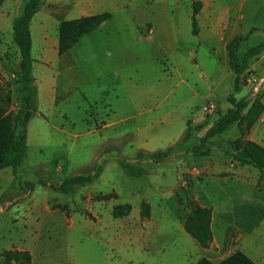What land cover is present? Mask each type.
I'll return each instance as SVG.
<instances>
[{"label": "rangeland", "instance_id": "374dc122", "mask_svg": "<svg viewBox=\"0 0 264 264\" xmlns=\"http://www.w3.org/2000/svg\"><path fill=\"white\" fill-rule=\"evenodd\" d=\"M215 1L229 6V22H237V34L244 36L235 51L238 60L245 48L264 43V0ZM25 2L0 1V6L5 7V24L0 28V105L5 113L14 112L19 106L20 54L12 39L11 24ZM192 3L199 12L201 0H41L40 8L52 11L60 24L102 12H109L112 22H126V11L132 22L155 24L156 38L164 48L171 42L186 52L196 40L190 25ZM76 4L90 8L91 14L72 12ZM71 15L78 16L67 18ZM167 22L175 25L168 28L169 32L176 31L172 41L170 35L168 40L164 35ZM209 52L205 46L197 51V59L207 73L203 82L194 86L198 94L192 97L191 91L185 89L168 101L174 116L172 123L162 138L151 142L153 151L168 150V155L156 158L138 154L142 149L134 140L136 124L110 122L112 108L107 100L117 109L126 104L124 83L119 82L117 99L110 93L106 100L102 97L108 76H89L80 64L65 75L75 87L71 99L55 112L35 113L27 128L21 164L14 171L11 167L0 169V264H193L197 253L202 255L199 259L209 260L206 256L215 254L230 234L225 241L238 246L228 255L239 250L248 256L250 249L264 261V175L233 158L245 156L235 147L236 142L252 140L264 145V81L260 90L252 93L251 87L240 79L243 74L257 72L255 56L238 71V88L234 91L235 72L230 67L233 73L229 72ZM66 64L64 60L61 68ZM143 66L135 67L137 74H141ZM127 72L131 77L123 72V80L136 78L138 84H143L150 78L145 73L135 75L132 69ZM230 93L250 102L257 98L262 110L249 122L248 105L239 120L201 142L205 130L230 107ZM189 101L194 106L189 107ZM205 103H212L214 111L205 112ZM187 124L191 134L181 139ZM199 124L203 127L196 129ZM119 161L142 167L144 173L130 175ZM231 162L240 165V172L252 179L250 186H235L228 180L236 174L229 167ZM214 165L219 169L215 167L209 176L203 173V168ZM99 166L104 171L99 179L78 186L71 193L56 188L67 176ZM202 175L207 178L204 180ZM126 206V215H113L114 208ZM192 207L210 209V240L205 244H200L185 227ZM178 222L189 235L179 231ZM251 225L258 229L245 239V249L243 236L253 229L248 228ZM193 240L204 248L203 254L195 249Z\"/></svg>", "mask_w": 264, "mask_h": 264}, {"label": "crops", "instance_id": "0c3cea01", "mask_svg": "<svg viewBox=\"0 0 264 264\" xmlns=\"http://www.w3.org/2000/svg\"><path fill=\"white\" fill-rule=\"evenodd\" d=\"M201 2L202 5L197 13L198 31L196 34L191 32L196 40L194 45H189L191 47L186 52L173 46L170 44L171 42L167 44V49L164 48L163 44L156 38L155 24L152 22H132L125 11L123 13L126 22H112V18L110 17L101 22L96 29L82 36L67 52L59 55L57 43L58 26L61 20L56 18L53 12L46 7H41L33 15L29 26L31 55L33 58L32 74L37 88V111L35 115L46 110L55 112L56 108L63 106L66 101L71 99L75 87L71 81L65 79V75L68 72H72L80 64L89 76H95L97 78L100 76L109 77V82H107V87H105L106 97H102L106 100L110 93L117 99L118 94L116 93L119 82L124 83L123 85L127 91L125 95L127 105L123 103V106L117 109L107 100L108 105L112 108L109 115L110 122L129 121L136 124L134 134L135 144L140 146L142 149L140 151H153L155 147L151 145V142L162 138L166 127L172 123L174 117L172 110L169 109L168 101L185 89L191 91L192 97L197 95L198 89L194 86L199 82H203L202 79L207 77V73L204 72L197 59V51L199 48L201 46L207 47L210 51L209 53L218 62H222L223 66L229 72H232L227 64L228 55L226 44L237 35L238 23L229 22L228 5H221L215 0H201ZM88 10L86 8L84 9L81 4H76L72 12L74 11L77 14L83 15L91 14V9L89 8ZM93 13L96 12L92 11ZM76 16L78 15H71L67 18ZM4 24L5 7L0 6V28ZM173 25V22H167V32L165 31L164 33L167 40L170 39V36L171 41L174 40L176 31L174 29L171 32L168 31V28H173ZM253 27L257 30L256 26ZM261 27L264 28V25ZM153 40H156V43H153ZM262 44V50L256 56L255 60L258 64V70L255 73L264 77V43ZM143 50H145V54H143ZM64 60H67L66 67L61 68L60 64ZM146 61L154 63L146 64ZM139 64L144 65L141 74H137L138 70L135 68ZM129 69H132L135 75H143L145 73V75L150 77L148 78L146 76L148 80L152 79V83L146 85L148 82L146 79L145 82H142L143 84H138L136 78L123 80V72L131 77L130 72H127ZM0 73L3 74L2 71ZM80 98L86 99L84 95H80ZM187 105L192 107L194 106V102L187 103ZM156 124H162L163 126L160 128L155 126ZM237 162L241 164L239 161ZM229 165L231 169H235L236 174H233L228 180L233 182L235 186L238 184L250 186L252 179H249L246 174L240 172L241 166L232 162ZM241 165L256 168L251 164ZM215 167L217 166L214 165L211 168L206 166L202 171L209 176L211 172H214L213 169ZM217 168L219 169V167ZM102 176H104V171L100 172L97 179ZM202 176L204 180L207 178V176ZM27 190V194H30V189ZM243 197L245 198V196ZM232 216H234V213ZM252 227L253 229L250 232L247 231L243 236L245 249H247L245 239L248 236H252L254 230L258 229V226L256 227L254 225L248 228ZM178 229L180 232L187 233L182 223L178 222ZM225 239L215 254L211 253L206 256L211 262H215L217 259H221L222 256L228 255L229 251H232L238 246V244L236 246L230 245L231 242H228V240L225 241ZM192 243L195 249L200 250L203 254L204 248L197 245L194 240ZM246 253L258 264H264L262 258L259 255H254L250 249H247ZM197 254L198 258L193 264L202 256H199V253ZM111 264H115V262Z\"/></svg>", "mask_w": 264, "mask_h": 264}, {"label": "trees", "instance_id": "16d2710c", "mask_svg": "<svg viewBox=\"0 0 264 264\" xmlns=\"http://www.w3.org/2000/svg\"><path fill=\"white\" fill-rule=\"evenodd\" d=\"M191 9V32L196 34L198 31L196 15L197 7L192 3ZM41 0H26L19 14L13 17L11 30L12 39L16 44L20 58L18 62V95L19 106L14 112L5 113L4 107L0 105V169L11 167L13 171L19 166L23 160L26 150L27 126L30 119L37 111L36 94L37 88L34 76L32 74L33 58L31 55V35L30 21L33 15L39 10ZM109 12L98 13L89 17H80L71 20L62 21L58 29V54L61 55L68 51L79 39L85 34L96 29L101 22L110 18ZM244 36L235 35L227 44V55L229 67L235 72L233 90H237V74L238 71L245 68L251 58L257 56L263 47L262 42L251 45L244 49L238 60L235 51L241 44ZM227 99L230 107L219 115V117L211 123L200 138L204 142L208 138L221 133L229 125L241 118L242 111L249 105L247 110L249 114V122H252L258 113L262 110V103L257 98L251 102L244 98H235L231 93ZM203 127V124L196 126V129ZM191 129L189 124L183 132L181 139L189 137ZM237 149L243 151L245 156L233 155V158L241 164H251L264 174V146L259 143L246 140L244 142H236ZM169 149V148H168ZM168 150H155L151 152L139 151L138 154L145 153L151 158L158 155H168ZM204 154H206L204 152ZM120 167L130 175H141L144 173L142 167L134 164L119 161ZM101 167H95L92 171L85 173L72 174L62 179L56 188L67 193L73 192L78 186H83L93 182L99 176ZM129 207L124 209L114 208L113 215L119 217L126 215ZM210 209L206 207H192L191 213L186 219L185 227L190 234L200 242L205 244L210 240V231L208 228ZM195 264H258L246 254L239 250H235L217 263H212L205 258L199 259Z\"/></svg>", "mask_w": 264, "mask_h": 264}, {"label": "built area", "instance_id": "2783aa9c", "mask_svg": "<svg viewBox=\"0 0 264 264\" xmlns=\"http://www.w3.org/2000/svg\"><path fill=\"white\" fill-rule=\"evenodd\" d=\"M241 81L245 82L252 89V93H256L260 90L261 83L264 79L263 76L258 75L255 72H248L240 76ZM205 112H212L215 109V106L212 103H205L203 106ZM2 206L0 205V211Z\"/></svg>", "mask_w": 264, "mask_h": 264}]
</instances>
